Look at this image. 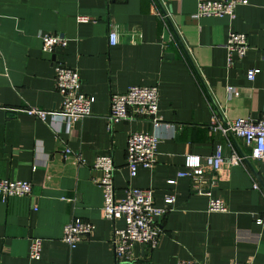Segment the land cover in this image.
<instances>
[{
  "label": "crops",
  "instance_id": "crops-1",
  "mask_svg": "<svg viewBox=\"0 0 264 264\" xmlns=\"http://www.w3.org/2000/svg\"><path fill=\"white\" fill-rule=\"evenodd\" d=\"M197 1L0 0V180L30 183L29 196L0 202V264H113L110 239L123 223L100 217L101 191L94 184L99 173L92 165L104 155L114 166L116 199L129 188L149 189L158 208L166 207V195L175 199L157 220V247L134 245L133 259L264 264V162L250 160L238 138L209 130L212 120L257 121L264 114V0H247L230 22L192 19ZM77 16L88 21L77 23ZM112 29L116 43L110 46ZM229 32L243 34L247 50L228 69L222 46ZM41 34H60L67 44L43 53ZM57 64L76 70L79 91L93 103L90 115L69 132L54 134L46 124L5 109L59 108ZM247 70L258 71L252 81L245 78ZM152 85L161 123L154 132L155 165L130 178L126 137L150 134L151 126L148 121L108 124V98L128 86ZM226 87L237 97H228ZM216 146L224 163L216 174L205 171L199 187L225 204L224 213L207 212V197L194 193L187 177L177 178L187 172L185 156L202 158ZM65 149L70 153L63 156ZM233 156L242 160L232 165ZM74 218L95 230L69 249L60 241L61 229ZM31 239L40 240L38 261L27 256Z\"/></svg>",
  "mask_w": 264,
  "mask_h": 264
},
{
  "label": "built area",
  "instance_id": "built-area-1",
  "mask_svg": "<svg viewBox=\"0 0 264 264\" xmlns=\"http://www.w3.org/2000/svg\"><path fill=\"white\" fill-rule=\"evenodd\" d=\"M107 2L113 0H106ZM247 0H198L192 19L198 18H225L229 22L234 19L237 7L246 6ZM154 8V7H153ZM160 19H166L167 14L156 12ZM88 18L77 16V23H85ZM40 51L51 54L57 48H64L67 39L60 34H41ZM108 45L116 43V33L112 29L107 37ZM225 51V66L231 68L234 62L242 59L247 50L246 38L241 33L229 32L222 46ZM257 70H247L245 78L252 81ZM54 88L60 97V106L57 109L43 111L37 108L5 109L11 113L20 112L28 117L34 118L57 134L64 130L69 132L81 119L90 115V106L93 103L91 96H86L79 91V77L74 69L60 64L53 67ZM228 97H237L238 92L230 87L225 89ZM158 92L155 85L152 86H128L120 94H110L108 98V113L106 116L108 124L120 121H148L151 133L133 132L125 140L124 160L128 176L133 178L137 169L149 170L155 165L157 137L155 130L161 126L157 120ZM164 127H169L167 124ZM209 130L223 136L232 135L238 138L249 150L248 158L254 161L264 162V114L257 121L248 119H236L224 124L211 122ZM65 149L63 156L68 155ZM76 160L79 161L78 156ZM235 156L229 163L234 165L240 162ZM221 147L216 146L213 153L205 157L185 156L183 166L186 173L177 174V178L187 177L191 183V189L198 195L207 197L206 211L209 213H224L226 206L220 199L210 196L209 191H203L199 181L209 171L216 174L223 165ZM92 168L99 173L95 185L101 191L102 204L99 210L102 220L114 222L121 220V228L113 229L110 239V249L113 264H150L148 260H135L130 254L134 245L147 250H154L159 242L160 229L158 218L168 212V206L175 202L173 195H166L163 203L166 207L158 208L152 203V194L149 189L129 188L124 191L123 197H114L112 175L114 166L110 156H97ZM168 185H173L174 180H168ZM213 186L210 182L209 187ZM256 189V186H252ZM30 194V183L26 181L0 180V202L9 198H24ZM257 224L261 221L257 220ZM95 230V226L87 221L74 218L61 229L60 241L69 249L85 240ZM28 259L38 261L40 258V240L31 239L28 244ZM176 264H202L192 261H177ZM231 264H240L232 262Z\"/></svg>",
  "mask_w": 264,
  "mask_h": 264
},
{
  "label": "water",
  "instance_id": "water-1",
  "mask_svg": "<svg viewBox=\"0 0 264 264\" xmlns=\"http://www.w3.org/2000/svg\"><path fill=\"white\" fill-rule=\"evenodd\" d=\"M245 163L247 164V161H245Z\"/></svg>",
  "mask_w": 264,
  "mask_h": 264
}]
</instances>
